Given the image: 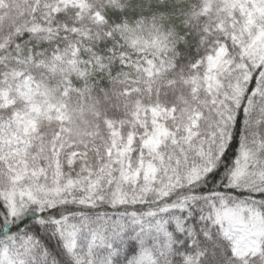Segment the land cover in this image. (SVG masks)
I'll list each match as a JSON object with an SVG mask.
<instances>
[{"label":"snow or ice","instance_id":"obj_1","mask_svg":"<svg viewBox=\"0 0 264 264\" xmlns=\"http://www.w3.org/2000/svg\"><path fill=\"white\" fill-rule=\"evenodd\" d=\"M0 264H264V0H0Z\"/></svg>","mask_w":264,"mask_h":264}]
</instances>
